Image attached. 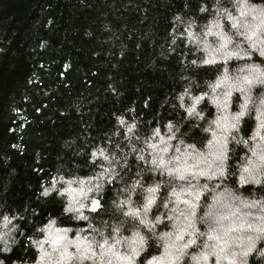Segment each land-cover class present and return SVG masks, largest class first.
<instances>
[{"label": "trees", "instance_id": "obj_1", "mask_svg": "<svg viewBox=\"0 0 264 264\" xmlns=\"http://www.w3.org/2000/svg\"><path fill=\"white\" fill-rule=\"evenodd\" d=\"M214 2L0 0V211L24 217L17 221L22 231L8 236L11 253H0L6 264L17 261L25 264L38 258V250L31 243L35 239L34 232L36 228L47 226L49 213L56 217L60 211L55 193L45 199L40 192L56 183L58 176L62 175L65 180L77 177L87 180L98 171L95 165L79 170L76 165H87L93 146H104L105 142L111 146L113 130L123 136L126 127L120 125L117 117L125 124L139 119L142 130L156 127L160 120L172 118L166 101L175 102L174 96L193 78L207 91L208 84L215 83V77L224 67L229 68L230 82L233 76L249 75L253 68L264 73V58L259 56V49L264 48V26L241 45L250 58L232 57L213 65L197 66L206 53L201 51L202 43L188 38L187 25L195 21L192 31L194 35L200 34L215 18ZM250 2L261 3L262 0ZM202 6L209 11L200 13ZM230 11L238 16L235 9L230 8ZM177 15L180 21L175 20ZM221 23L225 34L231 35L228 31L231 23L223 19ZM207 39L212 44L219 37ZM232 40L229 50L245 37L233 36ZM193 59L197 60V65L191 64ZM185 76L187 80L183 79ZM244 87V92L234 91L233 97L243 103L247 94L249 107H258L264 75L257 74L253 83ZM237 107L234 103L232 110ZM214 112L210 107L209 115ZM254 117L253 112L251 118L245 120V139L258 123ZM254 143L249 141L240 148L236 159L229 164L238 168L246 166L241 158H252L250 149ZM145 156L150 159L147 151ZM97 163H100L99 158ZM129 163L134 166L137 161L132 158ZM135 170L132 167L130 174L134 175ZM156 178L161 179L158 174ZM233 182L235 187H240V193L234 195L242 198L248 195L249 202L253 199L252 192H261L252 184L240 186L239 171L231 180H225L224 185L233 186ZM64 186L63 183L57 185ZM111 187L120 185L114 181ZM261 206L264 201L257 208H244L227 195L221 196L214 205L210 194H202L195 222L200 231L208 230L200 220L209 213L205 219L213 227L227 229L238 217L248 215L251 219L258 215ZM11 227L0 221V233L8 232ZM57 227H73L69 239H75L76 228L85 229L88 234L86 222L64 220L53 225ZM124 235L130 236L131 232L126 230ZM43 238L44 234L40 233L39 239ZM3 246L0 241V247ZM69 251L74 252L75 248L70 247ZM93 251L99 254L95 247ZM188 251L194 253L195 249ZM161 252L162 248L150 242L148 252L139 261L142 264L145 257ZM83 264L102 262L94 258ZM209 264H215L214 257L209 259ZM252 264H256L254 258Z\"/></svg>", "mask_w": 264, "mask_h": 264}, {"label": "clouds", "instance_id": "obj_2", "mask_svg": "<svg viewBox=\"0 0 264 264\" xmlns=\"http://www.w3.org/2000/svg\"><path fill=\"white\" fill-rule=\"evenodd\" d=\"M213 7L215 18L200 34L194 35L192 31L195 21L188 22V38L202 43L201 51L206 53L199 65L196 59L191 64L213 65L232 57L250 58L241 45L264 26V0L261 3L215 0ZM230 8L235 9L238 16ZM199 11L205 13L209 9L202 6ZM180 19L179 15L175 17L176 21ZM222 19L231 23L228 30L231 35L225 34ZM209 36L219 37V40L210 44ZM233 36H244L245 40H237L229 50ZM251 46L256 49L255 44ZM259 56L264 58V48L259 49ZM257 74L264 75L253 68L249 75L233 76L230 82L229 68L224 67L215 77V83L208 84L207 91L193 78L174 96L175 102L166 101L172 118L160 120L156 127L142 130L139 119L125 124L117 117L120 125L126 127L123 136L113 130L111 146L107 142L104 146H93L87 165H76L77 170L91 169L95 165L98 171L87 180L79 177L65 180L62 175L58 176L56 183L40 192L45 199L55 193L60 211L56 217L49 213L46 227L36 228L31 243L38 250V258L25 264H69L70 261L83 264L94 258L102 264H141L139 258L148 252L150 242L162 248V252L145 257L142 264H209L211 257L215 258V264H252L253 258L256 264H264V206L258 208V215L251 219L248 215L238 217L227 229L213 227L205 219L209 213L200 220L208 230L200 231L195 222L202 194H210L214 205L224 195L244 208H257L264 201V88L258 93V107H249L247 94L243 103L233 97L234 91L244 92V86L253 83ZM234 103L238 105L235 111L232 110ZM210 107L215 109L211 116ZM253 112L258 123L245 139V120L251 118ZM196 132L199 135H194ZM249 141L255 143L250 149L252 158H241L246 166L230 165L229 161L235 160L238 150ZM146 151L150 159L146 158ZM132 158L137 161L134 166L129 163ZM132 167L136 169L134 175L130 174ZM237 171L240 186L252 184L261 189L259 193L250 194L251 202L248 195L244 198L234 195L240 193L235 182L233 186L224 185ZM157 174L161 179L156 178ZM148 177L150 179H146ZM114 181L119 188L111 187ZM60 183L65 186L57 187ZM23 219L14 212L0 211V221L5 226L12 225L8 232L0 233L4 244L0 253H11L8 236L21 230L17 221ZM64 220L86 222L88 234L85 229L76 228L75 239H69L73 227L53 228ZM126 230L131 232L130 236L124 235ZM40 233L44 234L43 239H39ZM70 247L75 251L70 252ZM94 247L99 250L98 255ZM189 249L195 252L190 253ZM0 264H6L5 259L0 258Z\"/></svg>", "mask_w": 264, "mask_h": 264}, {"label": "rangeland", "instance_id": "obj_3", "mask_svg": "<svg viewBox=\"0 0 264 264\" xmlns=\"http://www.w3.org/2000/svg\"><path fill=\"white\" fill-rule=\"evenodd\" d=\"M263 41V40H262Z\"/></svg>", "mask_w": 264, "mask_h": 264}]
</instances>
